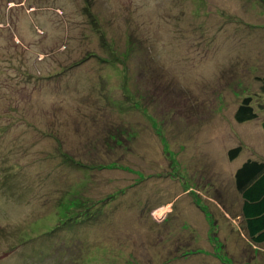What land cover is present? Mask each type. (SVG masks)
Here are the masks:
<instances>
[{
  "label": "rangeland",
  "instance_id": "1",
  "mask_svg": "<svg viewBox=\"0 0 264 264\" xmlns=\"http://www.w3.org/2000/svg\"><path fill=\"white\" fill-rule=\"evenodd\" d=\"M263 75L264 0H0V264H264Z\"/></svg>",
  "mask_w": 264,
  "mask_h": 264
},
{
  "label": "trees",
  "instance_id": "2",
  "mask_svg": "<svg viewBox=\"0 0 264 264\" xmlns=\"http://www.w3.org/2000/svg\"><path fill=\"white\" fill-rule=\"evenodd\" d=\"M258 80L260 81L259 94L264 96V75L259 77ZM259 108L264 109V100L262 103H259ZM257 116L258 112L254 105L253 96L247 95L243 97L234 112V119L242 123L253 120ZM261 128L264 138V119L261 122ZM240 151V146L230 148L228 150L229 158L233 159ZM234 181L236 189L242 198L241 216L247 235L253 243L264 244V161L247 159L236 169ZM84 201L78 197V199L76 198V200L69 202L77 209V205ZM81 210L82 213H86V218L91 215L90 206L89 211L86 209ZM79 213L78 210L76 214L81 215Z\"/></svg>",
  "mask_w": 264,
  "mask_h": 264
}]
</instances>
